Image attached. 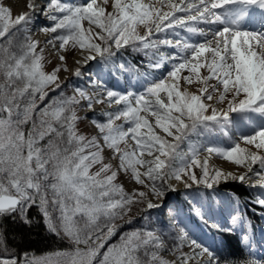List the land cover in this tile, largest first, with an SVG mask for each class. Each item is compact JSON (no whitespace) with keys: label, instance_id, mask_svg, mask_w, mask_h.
<instances>
[{"label":"snow or ice","instance_id":"obj_1","mask_svg":"<svg viewBox=\"0 0 264 264\" xmlns=\"http://www.w3.org/2000/svg\"><path fill=\"white\" fill-rule=\"evenodd\" d=\"M108 2L49 0L39 11L53 24L41 31L58 34L46 44L56 48L59 42L61 52L79 50L81 59L75 63L81 66L131 47L149 57L148 67L160 69L170 63L171 70L153 78L142 92L108 89L98 78L90 80L89 86L100 91L89 93L77 86L75 94L67 97L61 91L41 109L39 124L34 122L27 136L20 125L32 119L37 94L44 101L46 89H61L58 73L68 71L66 56H59L63 67L58 65L49 73L44 71V49L37 52L38 41L30 35L19 52L13 51L14 38L34 23L36 0H28L29 11L15 17L10 7L0 4V217L19 213L25 223H31L27 209L38 203L48 230L58 236L63 232L76 246L31 258L25 254L22 264H94L106 240L117 231L115 221L129 215L133 205H146L141 211L161 207L149 196L163 199L166 191H175L173 179L185 188L195 184L211 189L231 179L264 189V0H111V11ZM176 29L202 39L167 38L169 30L179 36ZM161 45L176 51L157 56ZM74 75H82L79 67ZM193 84L198 86L195 92L188 87ZM82 101L88 110L101 103L120 106L101 113L105 122L92 120L103 145L96 136L88 139L77 131L81 118L75 106ZM233 114L246 118L252 131L238 132L239 140L255 151L236 141L230 147L206 142L214 133L231 139L227 128L235 123ZM120 120L123 123L117 124ZM46 136L52 139L42 148L39 142ZM104 147L113 159L118 158L117 168L104 163ZM202 152L207 156L201 161ZM213 155L245 172L225 173L211 166ZM95 165L100 167L92 172ZM194 167L200 169L199 175ZM118 171L130 173L146 191L126 192L115 182ZM254 202L264 208V193H258ZM49 204L60 213L59 225ZM77 216L83 218L82 226ZM240 220L233 216V226ZM164 235L163 229H132L121 235L119 244L108 247L99 264H219L214 252L189 239L184 229L168 245L176 259H164ZM185 242L189 252L183 251ZM243 242L251 246L248 235ZM4 243L0 231V244ZM141 251L147 259L139 255ZM0 264L18 261L0 258ZM247 264L259 262L250 259Z\"/></svg>","mask_w":264,"mask_h":264},{"label":"rangeland","instance_id":"obj_2","mask_svg":"<svg viewBox=\"0 0 264 264\" xmlns=\"http://www.w3.org/2000/svg\"><path fill=\"white\" fill-rule=\"evenodd\" d=\"M48 2L49 0H45L44 2H41V0H36L37 12L33 14L34 23L27 25V32L21 31L18 36L14 38L13 51L19 52L20 45L25 42V36L30 35L33 41H38L37 52H39L41 48L44 49L43 65L45 72L50 73L58 65L63 67L59 60L60 55L66 56L65 65L68 71L61 70L58 73L59 81L62 85L61 89H57L56 91H52L50 88L46 89L47 96L44 101H40L39 94H37V107L32 115V119L27 123L20 125V128L24 131L25 136H27L28 132L32 130L34 122L37 125L39 124V120L41 118L39 114L41 109H43L45 105L50 103L54 97H57L61 91H63L64 96L66 97L73 96L75 94V87L77 86L84 87L89 93H92L93 91H100L99 89H93L89 86L90 80L98 78L99 80L103 81V84L108 89L120 92H127L129 90L142 92L153 78L160 79L161 77L166 76L167 72L171 70L170 63H165L164 66L160 69L148 67V64L150 62L149 57L146 56L144 52L133 51L131 47L121 48L118 52H116L115 56L107 60L102 61L97 58L96 60L90 61L83 66L76 64V55L79 53V50L69 48L67 51L61 52L58 48L59 42H57L56 48H53L52 45L46 44V41L58 34L44 33L41 31L43 27H51L53 24L52 21L48 20L39 11V9L42 6H46ZM66 2L79 4L83 3L84 0H66ZM153 2H155V0H153ZM12 3L13 2H10L9 0H0V4L11 8L12 16L15 17L22 12L20 11L17 4ZM27 3L28 0L23 2V12L29 11V9L27 8ZM106 7L108 11H111V0H109ZM163 10L167 11L168 9L165 8ZM85 27H87V22H85ZM199 27L208 26L199 25ZM140 31L141 34H143V29H141ZM176 32H178L180 35L175 36L173 35L172 31L169 30L166 34L167 38L173 40L188 38L193 42L202 39L201 37L185 32L183 29H176ZM164 35L165 34H161L162 37ZM175 51V48L161 45L159 47L157 56L159 53L170 55ZM135 61L142 62L136 65ZM152 62L154 63L155 60H153ZM78 67L82 74L80 77H76L74 75V72ZM188 87L190 91L195 92L198 86L196 84H193ZM85 105L86 102L82 101L80 105L75 106L77 116L81 118L78 120L76 125L77 131L79 134L86 136L88 139L96 136L100 144L103 145V140L100 139V133L96 126L92 123V120L95 119L100 122H105L106 117L101 113L115 111L120 106L113 105L111 108H109L106 103H101L94 104L93 109L88 110ZM3 115L5 117L7 116L6 113ZM249 115L255 116V114ZM13 120H16L15 116L13 117ZM233 120L235 121V123L233 125H229L227 128V132L230 134L231 139H229L228 135L214 133L208 137V141L206 142L221 143L226 147H230L232 146L233 141H236L240 142V146L242 148H248L249 150L255 151L253 147L245 145L242 141L239 140L238 132L248 134L252 131V129L248 125L246 118H242L238 114H233ZM116 123L121 124L123 123V121H116ZM56 126L59 127V125ZM125 127H127V125H125ZM37 130H39V128ZM49 139H52V136H46L44 140L39 142L40 146L42 148L46 147ZM57 143H59V141H57ZM181 147L186 149L187 145H182ZM102 155L104 157V163H111L113 165V168L118 167V158H112L113 154L111 150L104 147ZM206 156L207 153L202 152L200 156L201 161ZM209 164L217 169L222 170L225 173H229L231 171L228 172L221 169L220 165H230L237 171H240V174L245 172L244 168L237 167L236 165L214 155L210 158ZM99 167L100 165H95L91 169V171L95 172L99 169ZM254 168L259 171L258 165H255ZM193 171L197 175L200 174L199 168L194 167ZM255 179L256 178L253 177V181ZM115 182L118 184H122L124 190L128 193H131L133 190L146 191V189H143L142 186L135 184V182L131 179L130 173L125 174L124 172L118 171L117 179ZM170 183L175 188V191H166L163 199H157L152 197L151 195L149 196V199H151L153 203L160 204L162 205L161 207L154 208L152 210L141 211L142 208H146V205H133L132 212L129 213V215L125 216L123 219H117L115 221V224L117 225V231L111 238L106 240V242L104 243V247L100 249V253L94 264H99V260L102 259L103 253L107 251L110 245L120 243L121 235L132 229L143 227L154 229L158 232L160 229H163L165 233V235L163 236V239L165 241V248L161 252V255L168 261H173L176 259V256L168 250V245L173 242L174 238L180 235V229H184L189 239H195L198 243L213 251L216 258L217 253L221 247V239L219 236H217V233L227 232V229H231L238 233L244 249L247 252H250L258 260H262L264 262V208H262L258 203L254 202L256 200L257 194L264 193V189H261L259 187H250L249 185L251 182L241 183L239 181L231 179L226 182L222 180L219 184L214 185L211 189L206 188L203 185L197 186L195 184L191 185V187L189 188H185L182 182H178L174 179L170 181ZM227 183H236L238 185L241 184L243 186H246L249 190L248 194L250 196V200L248 202L244 200L246 198V195L244 198V196H237L233 192L223 191L220 187ZM165 187L167 188V185H165ZM48 198L49 200H51L50 193ZM36 205L38 206V203ZM208 207H219L222 209V211L223 209H225L226 212L224 217H226V219L221 221L216 219L213 215L207 212L206 208ZM197 210H199V215L197 214ZM248 210L252 213L259 212L257 218H253L255 219L254 221H251V219L249 218ZM49 212L51 213L53 221L57 225H59L60 213L58 209H53L51 204H49ZM144 216H149L151 217V219L145 221L143 219ZM233 216H239L241 218L240 222L235 226H233L232 224ZM129 219L132 220V223L127 222ZM76 220L81 226L83 225L84 221L82 217L77 216ZM223 222H225L226 226L220 227L222 225L221 223ZM101 223H103V220H101ZM103 231L106 232L107 229L105 228L103 229ZM244 235L249 236L251 245L250 247H247L244 244ZM59 236L70 243L71 249H74L76 247L68 239V237L64 236L63 232H61ZM80 247L84 246L81 245ZM190 250L191 249L188 243L185 242L183 251L189 252ZM139 255L142 258L147 259L146 257H144L143 251H141ZM22 262L18 264H22Z\"/></svg>","mask_w":264,"mask_h":264},{"label":"trees","instance_id":"obj_3","mask_svg":"<svg viewBox=\"0 0 264 264\" xmlns=\"http://www.w3.org/2000/svg\"><path fill=\"white\" fill-rule=\"evenodd\" d=\"M141 62L135 61V64L138 65ZM220 188L223 191L233 192L237 196H244V198L246 195L244 199L246 202L250 200L249 190L246 186L227 183ZM26 214L31 223H25L18 213L0 217V231L3 232L5 238V243L0 244V257L15 259L20 263L24 260L25 254L30 258L58 250L71 249L69 242L48 230L37 205L28 208ZM257 215L259 212H248L251 221H254L253 218H257ZM217 236L221 239V247L217 253L219 264H247L250 259L258 261L259 264H264L262 260H258L244 249L237 232L232 230L218 232Z\"/></svg>","mask_w":264,"mask_h":264},{"label":"bare ground","instance_id":"obj_4","mask_svg":"<svg viewBox=\"0 0 264 264\" xmlns=\"http://www.w3.org/2000/svg\"><path fill=\"white\" fill-rule=\"evenodd\" d=\"M10 2H13V3H15V4H17L18 5V7H19V9H20V11L21 12H23V2H25L26 0H9ZM45 0H41V2H44ZM12 3V4H13ZM10 4V3H9ZM75 58V57H74ZM77 59H81V56L79 55V53L76 55V60ZM110 158V157H109ZM222 163V162H221ZM221 167V169H223V170H226V171H231V172H233V173H236L237 175H239L240 174V171H237L236 169H234L232 166H230V165H227V164H223V165H220ZM258 187V186H257ZM206 210H207V212H209V214H211V215H213L216 219H218V220H224V219H226V217H224V215H225V209H223V211H222V209L221 208H219V207H212V208H210V207H208V208H206ZM228 220V219H227ZM229 221V220H228ZM220 223V222H219Z\"/></svg>","mask_w":264,"mask_h":264},{"label":"water","instance_id":"obj_5","mask_svg":"<svg viewBox=\"0 0 264 264\" xmlns=\"http://www.w3.org/2000/svg\"><path fill=\"white\" fill-rule=\"evenodd\" d=\"M222 225L220 226V227H225L226 225H225V222H223V223H221Z\"/></svg>","mask_w":264,"mask_h":264}]
</instances>
